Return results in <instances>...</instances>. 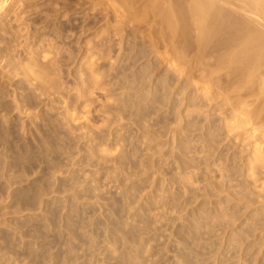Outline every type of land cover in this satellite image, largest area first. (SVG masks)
Instances as JSON below:
<instances>
[{"label": "rangeland", "instance_id": "rangeland-1", "mask_svg": "<svg viewBox=\"0 0 264 264\" xmlns=\"http://www.w3.org/2000/svg\"><path fill=\"white\" fill-rule=\"evenodd\" d=\"M91 1L0 12V264H264L262 139L232 131L264 101L226 36L204 49L165 0Z\"/></svg>", "mask_w": 264, "mask_h": 264}, {"label": "bare ground", "instance_id": "bare-ground-1", "mask_svg": "<svg viewBox=\"0 0 264 264\" xmlns=\"http://www.w3.org/2000/svg\"><path fill=\"white\" fill-rule=\"evenodd\" d=\"M92 1L94 2L95 0H92ZM96 1H95V3H96ZM127 1H129V0H127ZM131 1H133V0H131ZM159 1H161V3H162V1L164 2V0H159ZM6 2H7V0H0V12L5 9ZM117 2H118V0H117ZM122 2H124V0ZM143 2H144V0H143ZM165 2L168 3L166 5L167 9H169V7H173L172 10H174L173 12H171V14L169 12V11H171V8H170L169 11H167L166 14H168V12H169V14L171 16H169V15L166 16L164 14L166 19L170 18V20H167L168 22H170V25L173 22H175L174 19H173V17L175 16L174 12L177 13V11H179V10H180V12H179L180 14L177 13L178 15H181V14L183 15V13H181V12L185 11V9L187 8L188 10H186V11H188L189 17H190L191 13L193 14V15L191 14V16H193L194 18H195V16H196V18H198L197 16H199V18L195 19V21L196 20L200 21V23H198V21H196V22H197V25H198L197 28L201 29L200 31L202 32L203 40L202 39L200 40L201 34H199L200 38H198V39L200 41L197 40V43H199V42L202 43V41H203V43H204V41L205 42L208 41L209 43H212V42H210L211 37H213L214 35H217V34L220 35V36L222 35L223 37L226 36L225 38H223L222 36L218 37V35L216 37L214 36V38H216V40L214 38H212V41H215V42L216 41L219 42V40L221 38H223L222 42L220 41L221 44H223V45H221L222 47L220 46V43H214L213 42V44H215V46H216V44L217 45L219 44L215 48L217 51L218 50L220 51L222 49L221 51H223L224 54H226V55L223 56L221 62H225V63L230 64L231 66H233V69H234L235 73L237 71L238 72V76H241L243 78V80L245 81V83H247V84L248 83H255L258 86L257 90H259L260 91L259 93L261 94V95H259V97L262 96L263 97L262 100L264 101V96H263L264 95V0H189V1L187 0L186 2L185 1L182 2V0H165ZM127 3L128 2H126L125 4H127ZM129 3H130V1H129ZM134 3H135V1H134ZM155 3H154V6L156 5ZM97 4H99V3H97ZM111 4L114 5L115 2H113ZM111 4L110 5L107 4V5H109L108 7H111L112 6ZM118 4H120V3H118ZM131 4H133V3H131ZM129 5H124V6L130 7ZM140 5H142V4H140ZM160 5L161 4H159V5L157 4V6L159 8H160ZM95 6H96V4H95ZM116 6H118V5H116ZM131 6H133V5H131ZM179 6H182L183 7L182 9H184V10H181V8L177 9V7H179ZM118 7H120V6H118ZM137 7H138V5H137ZM122 8H124V7H122ZM133 8H135V7H133ZM157 8H156V10H159ZM175 8H176V10H175ZM161 9H162V6H161ZM189 11H190V14H189ZM172 13H173V15H172ZM177 14H176V16H177ZM171 19L173 20V22H171ZM172 25H174V24H172ZM219 33H221V34H219ZM217 38H220V39L218 40ZM225 41H227V45H229V46L224 45ZM206 43H204L205 44L204 45V49H205V47L209 46V45L206 46ZM223 46H225V47L227 46L226 48L231 47L232 52H231L230 49H228V50H230L229 52H231V53H228L227 49L225 47H223ZM1 47H0V54L4 50V48L2 49ZM223 48L226 50V53H225V50H223ZM212 49H214V46L212 47ZM213 52L216 53L215 51H213ZM3 57H5V56H3ZM1 58H2V56L0 55V60L4 59V58L3 59H1ZM210 59H211V57H210ZM214 61H212V62H214ZM27 62L29 63V65H31L30 64L31 62H29V60ZM28 63H26V64L24 63L23 66L28 65ZM225 63H224V65H225ZM33 65L32 66H28L29 68L32 67V69L29 70L31 72V76L33 75V72H34L35 76H36V74H39L42 78L46 77L43 70L39 71V72L38 71L37 72L34 71L35 70L34 67H38L37 66V65H39L38 63L35 64L34 66ZM215 65H216V63H215ZM219 65L220 64H217V66H219ZM220 66H222V63H221ZM226 66H224V67H226ZM227 67H229V65ZM26 69H27V67H26ZM29 71H27V72H29ZM24 74L27 75L26 70H25ZM233 75H234V73H233ZM23 76L25 77V75H23ZM235 77H236V75H235ZM35 79H36V77H35ZM239 80H241V78ZM238 83H239V81H238ZM232 84H233V82H232ZM239 85L241 86V84H239ZM224 87H222V88H224ZM255 90H256V88H255ZM0 93H1V91H0ZM240 93H242V92L240 91ZM240 93H239V95H240ZM229 95H228V97H229ZM0 96L2 97V93H1ZM245 96H247V95H245ZM0 100H1V98H0ZM241 100H240L241 101L240 103L238 102L239 105L236 102V104L238 106L235 105V107L232 108L233 109V118L236 120V126H235V128L232 127L233 128L232 131L234 133L235 130L236 131L239 130L240 134L238 133V135H251V137H254V138L255 137H260L262 139V141L260 140L261 143H260L259 146H257V144L256 145L253 144L254 145L253 146V150L254 151L256 150V152H253L254 156H255V160L253 159L254 162L252 161L254 163V164H252V166H253V165H255V162H262V160H264V152L261 151L264 148V146H263V144H264V114L263 113L264 112L262 113L263 116H260V113H259L258 109L261 106H258L259 104H257V107L255 106L256 108L249 109L248 106H250V105H248L246 103L245 98L241 99ZM1 104H0V106H1ZM1 108H2V106H1ZM234 122L235 121H233V123ZM246 137H243V140ZM248 139H249V142H250L251 139L249 138V136H248ZM246 141H247V138H246ZM262 146H263V148H262ZM251 156H252V154H251Z\"/></svg>", "mask_w": 264, "mask_h": 264}]
</instances>
